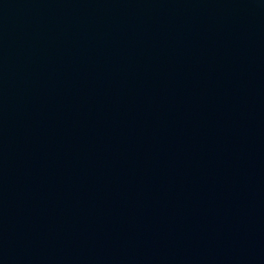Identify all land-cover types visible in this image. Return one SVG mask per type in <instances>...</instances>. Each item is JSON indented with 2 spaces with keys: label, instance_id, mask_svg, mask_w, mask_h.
I'll return each instance as SVG.
<instances>
[{
  "label": "water",
  "instance_id": "obj_1",
  "mask_svg": "<svg viewBox=\"0 0 264 264\" xmlns=\"http://www.w3.org/2000/svg\"><path fill=\"white\" fill-rule=\"evenodd\" d=\"M0 264H264V0H0Z\"/></svg>",
  "mask_w": 264,
  "mask_h": 264
}]
</instances>
